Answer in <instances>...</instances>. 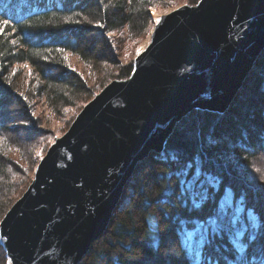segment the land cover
<instances>
[{
  "label": "trees",
  "instance_id": "trees-1",
  "mask_svg": "<svg viewBox=\"0 0 264 264\" xmlns=\"http://www.w3.org/2000/svg\"><path fill=\"white\" fill-rule=\"evenodd\" d=\"M181 1L196 4L198 0H0V17L10 21L0 34V222L32 182L31 174L40 162L34 153L42 139L34 98H41L60 117L75 103L91 101L112 81L128 79L132 62H119L108 35L124 31L129 40L141 39L150 27L152 9L173 7ZM69 56L80 60L86 77L70 69ZM26 67L31 68V75ZM27 77H33L32 83L27 84ZM90 79H95L91 88ZM13 104L33 124L26 130L34 139L23 137L10 119L8 109ZM173 155L179 160L174 161ZM18 156H25V162ZM262 157L264 50L224 114L192 112L179 122L162 152H152L138 165L108 229L80 264H187L169 217L185 211L177 199V183L183 177L174 173L189 163L202 164L219 178L220 187L210 196L218 199L225 189H231L234 210L242 215H247V208L255 210L260 228L250 259L259 264L252 253L258 252L264 234V219H260L264 217V185L256 187L262 178L249 176L245 169L261 170ZM169 188L176 194L165 195ZM211 211L210 202L206 212ZM161 236L160 243L153 242ZM219 243L225 249L223 254L230 256L226 240ZM6 263L0 244V264Z\"/></svg>",
  "mask_w": 264,
  "mask_h": 264
},
{
  "label": "water",
  "instance_id": "water-1",
  "mask_svg": "<svg viewBox=\"0 0 264 264\" xmlns=\"http://www.w3.org/2000/svg\"><path fill=\"white\" fill-rule=\"evenodd\" d=\"M159 21L131 76L83 108L1 220L7 264H80L138 165L192 112L224 114L264 50V0H199Z\"/></svg>",
  "mask_w": 264,
  "mask_h": 264
},
{
  "label": "snow or ice",
  "instance_id": "snow-or-ice-1",
  "mask_svg": "<svg viewBox=\"0 0 264 264\" xmlns=\"http://www.w3.org/2000/svg\"><path fill=\"white\" fill-rule=\"evenodd\" d=\"M156 23L159 24L160 21L157 20ZM9 24L8 19L0 17V34H3ZM99 26L104 27L103 24ZM172 159L178 161L179 157L173 155ZM174 174L183 177L177 183V199L185 211L169 217L170 227L179 241L187 264H253L250 250L257 240L256 230L260 228L255 210L247 208V215L234 210L235 193L231 189H225L218 199L214 195L210 196V192L219 189L220 181L216 175L205 171L202 164L194 166L189 163ZM175 194V189L172 188L165 192L169 196ZM210 202L212 211L206 212ZM240 203L247 207L243 198ZM261 231L264 233V229ZM162 239V236L154 238L153 242L160 243ZM260 239L259 250L252 255L258 257L259 264H264V234ZM221 240H226V250L231 252L230 256L223 254L225 249L219 243Z\"/></svg>",
  "mask_w": 264,
  "mask_h": 264
},
{
  "label": "rangeland",
  "instance_id": "rangeland-1",
  "mask_svg": "<svg viewBox=\"0 0 264 264\" xmlns=\"http://www.w3.org/2000/svg\"><path fill=\"white\" fill-rule=\"evenodd\" d=\"M198 1H197V3H198ZM196 4L188 3V1L187 2L181 1L178 4L173 5V7H170V6H163L162 7V6H160V7H157L155 9H152L150 11V16H151L150 27L147 31V34L141 39L129 40L124 31L122 32L123 34H119V33L109 34L108 37L113 40V43H115L116 54L119 57L118 58L119 62L122 61L123 64H125L124 62H132V65H133L134 60L138 57L139 54H141L148 47L149 43L151 42V36H152L153 30L155 28V25L157 24L156 21L160 20V18L162 16L168 15L180 7H183L186 5L194 6ZM68 63H69L71 70L82 73V74H84L85 77L87 76L86 75L87 71H86L84 65L80 62V60L76 56H69ZM25 69H26L27 74L31 71V68H29V67H26ZM32 78L33 77H30V78L27 77V79H28L27 84L32 83V82H30L32 80ZM94 82H95V79L89 80V84H90L89 87L90 88L92 85L94 86ZM33 87L35 90V86H33ZM95 90H97V89H95ZM92 93H94V92H92ZM98 94L99 93H97V95ZM31 95L36 96V93H33V94L31 93ZM81 97L82 96H80V98ZM88 103L82 105V103L78 104V102H77V104L76 103L74 104V107L66 108L64 110L63 114H61L60 117H57L51 113V111L49 110L47 105L44 103V101H42L41 98H39V97L34 98V100L32 102V106H33L34 116H35V118H38V126H37L38 130L36 127H35V129L38 131V133H40L39 135L42 136V139L36 143L38 147L34 148V150H35L34 153H35L37 160L40 159V161H41L44 158V156L46 155V153L48 152L49 148L55 143L56 139L61 138L65 133L68 132L72 123L75 121L77 116L80 114V112L83 110V108ZM8 114H9L10 119L14 120L15 126H17V128H20L19 130L21 132H19V133L22 134L23 137L26 136V137H29L31 139H34L35 135L32 132L26 130V129L29 130V128H31L33 126V124L30 123V121H28L27 117H26V119H23V113L18 106L13 104L8 109ZM26 140H28V138ZM18 158H20V156H18ZM25 158L26 157L24 156L22 159L21 158L20 159L22 162H25L24 161ZM259 162L261 163V166H264V157H262V160L259 159ZM39 163H38V165H39ZM38 165H37V167H38ZM37 167H36V169H37ZM36 169H35V172H36ZM245 171L249 172V174H248L249 176L256 175L259 178H264V167L261 170L254 168L253 171H248V169H245ZM32 172H33V170H32ZM35 172H34V174H31L32 182L35 178ZM27 176H29V174ZM24 181H26V179H24ZM32 182L29 184V186L32 184ZM262 185H264V182H262V179H261V181H258L255 183L256 187L257 186L261 187ZM29 186L27 187V189L29 188ZM27 189L26 190L24 189L25 192L27 191ZM24 193L22 195H24ZM22 195L20 197H18L16 199V201H18L22 197ZM16 201H15V203H16ZM118 207H119V205H118ZM117 208H116V210H117ZM7 212H6V214H7Z\"/></svg>",
  "mask_w": 264,
  "mask_h": 264
},
{
  "label": "bare ground",
  "instance_id": "bare-ground-1",
  "mask_svg": "<svg viewBox=\"0 0 264 264\" xmlns=\"http://www.w3.org/2000/svg\"><path fill=\"white\" fill-rule=\"evenodd\" d=\"M127 186V185H126ZM1 244V243H0ZM7 264V263H6Z\"/></svg>",
  "mask_w": 264,
  "mask_h": 264
}]
</instances>
